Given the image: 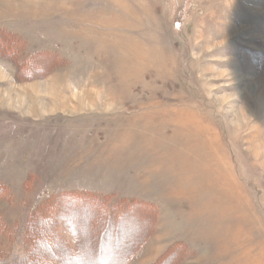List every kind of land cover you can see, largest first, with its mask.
I'll return each mask as SVG.
<instances>
[{"label": "rangeland", "instance_id": "374dc122", "mask_svg": "<svg viewBox=\"0 0 264 264\" xmlns=\"http://www.w3.org/2000/svg\"><path fill=\"white\" fill-rule=\"evenodd\" d=\"M0 93V259L264 264V0H0Z\"/></svg>", "mask_w": 264, "mask_h": 264}, {"label": "trees", "instance_id": "16d2710c", "mask_svg": "<svg viewBox=\"0 0 264 264\" xmlns=\"http://www.w3.org/2000/svg\"><path fill=\"white\" fill-rule=\"evenodd\" d=\"M0 196L3 197V190L1 189V187H0ZM86 197H88V198H86ZM86 200L91 201L90 195L86 194V196H82L81 201H86ZM95 202L98 204V206L101 204L98 217L100 218V215L103 216L105 218V223L107 225V226H103V232H102L103 234L102 235L104 238L107 236V234L109 232L108 230L113 229L114 231H116L118 228L121 227V226H119L116 229V227L110 226L113 222H111L109 220V218L113 219L114 221L118 220L121 224V219L123 217L129 216V217L135 218V221H134L135 224H141V222H144L147 219L149 221V217H150V220H151V217H153V215H152L153 209L152 208H149V209L144 208V207H142L143 209L140 208L141 201H137V200L132 201L131 203H129V205L124 206L118 214H115V211L113 210L117 206V203L112 204L110 201H107L104 199H97ZM142 205H143V203H142ZM92 206L93 205H91V207ZM40 222L43 223L42 226L39 225ZM49 224H50L49 219L40 218L35 225V227H36L35 228L36 229V235L35 236H37V237L40 236L38 243L43 247V251H45L46 249H51V246H52V244H50V241L48 239L49 233H48L47 226H49ZM93 224H96V223L94 222ZM84 231H86V230H84ZM70 233L74 237L75 244L78 245L81 240H79V237L76 235V233H74V231H70ZM102 241H105V239H101V241H99V242H102ZM66 248H67V251L70 252V248H68V247H66ZM77 249L79 250L78 247H77ZM67 251L64 250L62 252V254H65V252L67 253ZM27 254L20 257L19 261H17V263H14V264H23V261L27 260L28 255H30V254H28V255ZM36 254H39V253H36ZM74 255L75 254H73V255L71 254V257H76ZM35 257L41 258L43 264H46V260H48V257L44 256V254L42 257L41 256H35ZM32 260L33 259H30L29 261H32ZM0 264H8L7 259H0Z\"/></svg>", "mask_w": 264, "mask_h": 264}, {"label": "bare ground", "instance_id": "6f19581e", "mask_svg": "<svg viewBox=\"0 0 264 264\" xmlns=\"http://www.w3.org/2000/svg\"><path fill=\"white\" fill-rule=\"evenodd\" d=\"M1 94V93H0ZM82 98V97H81ZM87 212V211H86ZM90 256V255H89Z\"/></svg>", "mask_w": 264, "mask_h": 264}]
</instances>
